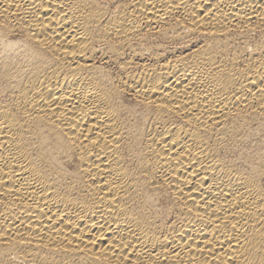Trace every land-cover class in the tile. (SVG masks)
Segmentation results:
<instances>
[{
    "label": "bare ground",
    "instance_id": "6f19581e",
    "mask_svg": "<svg viewBox=\"0 0 264 264\" xmlns=\"http://www.w3.org/2000/svg\"><path fill=\"white\" fill-rule=\"evenodd\" d=\"M0 264H264V0H0Z\"/></svg>",
    "mask_w": 264,
    "mask_h": 264
}]
</instances>
